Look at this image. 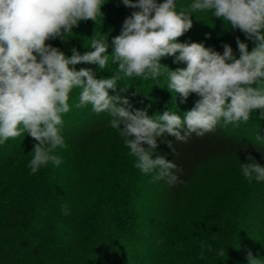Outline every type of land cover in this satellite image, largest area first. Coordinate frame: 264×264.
I'll use <instances>...</instances> for the list:
<instances>
[{
	"label": "trees",
	"instance_id": "obj_1",
	"mask_svg": "<svg viewBox=\"0 0 264 264\" xmlns=\"http://www.w3.org/2000/svg\"><path fill=\"white\" fill-rule=\"evenodd\" d=\"M193 2L176 0L177 10L187 9ZM104 3L103 16L95 22L81 21L66 42L46 41L67 56L72 48L81 54L91 50L92 38L107 41L110 58L104 70L90 64L75 66L77 70L92 68L97 79L117 73L118 65L111 61V41L134 11L121 0ZM191 15L193 26L178 42L203 43L221 54L226 43L237 58L236 37L247 43L249 51L253 48L252 41L239 30H231L227 21L214 17L212 10ZM173 59L166 57L160 62L171 70L186 67ZM162 72L147 80L121 73L117 86L127 88L121 95H126L135 109H146L149 116L166 110L183 116L198 97L191 94L186 102L179 96L173 100L176 94L167 90V71ZM80 91H71L70 111L63 115L61 131L66 147L55 150L62 159L58 167L49 163L31 173L27 165L36 142L26 132L0 144V264H248L249 250L264 259V195L257 202L242 196L231 176L227 185L209 188L216 201L215 206L208 201L212 208L208 203H192L195 199L191 197L199 173L218 159L251 155L264 166V139L257 138L264 137L259 110L238 127L221 121L213 132L202 137L193 134L186 143L171 136L163 137L165 143L158 141L157 154L165 155L180 170L174 173L177 182L169 184L167 177L153 181L155 172L144 174L134 166L136 158L129 155L118 130L110 126L108 113L97 114L90 105L75 106ZM168 140L174 152L167 146ZM142 176L147 182L141 183ZM240 179L246 185L243 175ZM147 187L151 189L146 191ZM209 199L212 197L203 196L201 200ZM150 201L157 206L150 207ZM64 205L68 215L62 213ZM187 211L197 220H183ZM247 213L251 214L249 223H245ZM258 220L263 227L259 224L254 236ZM214 223V231L220 228V233H202L201 225ZM202 243L211 245V251L205 247L203 258ZM221 249L223 256L218 255Z\"/></svg>",
	"mask_w": 264,
	"mask_h": 264
},
{
	"label": "clouds",
	"instance_id": "obj_2",
	"mask_svg": "<svg viewBox=\"0 0 264 264\" xmlns=\"http://www.w3.org/2000/svg\"><path fill=\"white\" fill-rule=\"evenodd\" d=\"M121 2L134 11L111 41V61L118 70L97 79L92 68L75 66L90 64L104 70L110 58L107 41L92 38L91 50L81 54L72 48L71 56L46 41L66 42L81 21L95 22L103 16L104 0H0V144L25 132L33 138L36 143L27 165L32 174L49 163L57 167L62 163L55 150L66 147L63 115L70 111L74 88L81 90L77 108L90 105L93 112L111 116L110 126L136 158L134 166L144 174L155 172L153 181L167 177L169 184L177 182L174 173L180 170L157 154L158 141L165 143L163 137L186 143L193 134L202 137L213 132L221 121L238 127L249 121L254 110L264 118V0H194L179 11L176 0ZM197 10H212L231 30L242 32L254 45L251 51L239 37V58L226 43L221 54L203 43L178 42L192 28L191 12ZM166 57L186 67L171 70L160 62ZM162 69L167 71V90L176 94L173 100L179 96L186 102L191 94L198 97L183 116L169 110L149 116L121 95L127 88L117 86L121 73L147 80L162 75ZM166 144L175 151L171 140ZM246 160L241 169L247 181H264V166L251 155ZM61 210L69 214L66 205ZM205 247L211 251V245L202 243L201 258ZM218 255L223 256L224 250ZM246 259L248 264H264L251 250Z\"/></svg>",
	"mask_w": 264,
	"mask_h": 264
},
{
	"label": "rangeland",
	"instance_id": "obj_3",
	"mask_svg": "<svg viewBox=\"0 0 264 264\" xmlns=\"http://www.w3.org/2000/svg\"><path fill=\"white\" fill-rule=\"evenodd\" d=\"M247 160L245 158H239V157H234V158H228V159H218V161H214L208 165H206L203 170L199 173V176L197 178V180L195 181V183L193 185H195L193 188H194V191L191 192V197L193 199H195V201L192 203H201V204H204L206 205L208 203V201H210L211 204H214L215 206V198H213V194L211 193V191L209 190V188H212V185H227V182L229 180V177L231 178V181H235V185H239L238 187V191L237 192H241L242 193V196H246V198L248 197H252V200L251 201H259L261 200L262 196L264 195V192H263V187H264V181H261V182H257L255 180H253L251 183H249L247 181V179L244 177V180H246V185H244L243 182H241L240 180V176L243 175L242 173V169H241V164L242 163H246ZM234 175V176H233ZM240 175V176H239ZM141 183H144L145 181V178L144 176L141 177ZM238 178L240 180H238ZM147 182V181H145ZM240 182V183H238ZM241 185H244L243 187L240 188ZM142 186V185H141ZM148 189H151L150 187H147L146 188V191ZM214 193H216L214 191ZM148 196V195H147ZM203 196H209V197H212V199H209V200H206V201H203L201 200ZM150 207L151 206H157L156 203H154V201H150ZM208 203V204H210ZM209 207H213L211 204L208 205ZM195 205V204H194ZM205 212H209V211H206ZM235 213V212H234ZM233 213V214H234ZM248 215H251L249 213H247L245 215L248 216ZM251 216H248V218L245 220V223H249V219H250ZM199 219H201V215L198 216ZM190 219H193V220H197L195 218H193L191 216V212L190 211H187L185 214H184V218L183 220H186V221H190ZM262 221V220H261ZM260 220H258L256 223V227L252 230V235H257L259 229L257 228V226L260 224L261 227H263L262 223ZM234 224L237 226V222L234 221ZM214 226L212 225H201V228H202V233H210V232H215V233H220L221 230L220 228L216 229V231H214V228L215 226H217V224L215 225V223L213 224ZM257 228V229H256Z\"/></svg>",
	"mask_w": 264,
	"mask_h": 264
}]
</instances>
